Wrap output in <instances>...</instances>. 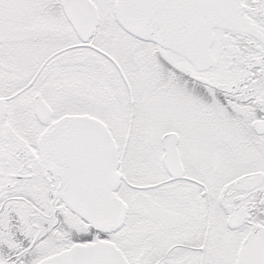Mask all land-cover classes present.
Instances as JSON below:
<instances>
[{"label":"snow or ice","instance_id":"6c2138e0","mask_svg":"<svg viewBox=\"0 0 264 264\" xmlns=\"http://www.w3.org/2000/svg\"><path fill=\"white\" fill-rule=\"evenodd\" d=\"M0 264H264V0H0Z\"/></svg>","mask_w":264,"mask_h":264}]
</instances>
